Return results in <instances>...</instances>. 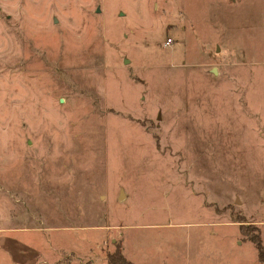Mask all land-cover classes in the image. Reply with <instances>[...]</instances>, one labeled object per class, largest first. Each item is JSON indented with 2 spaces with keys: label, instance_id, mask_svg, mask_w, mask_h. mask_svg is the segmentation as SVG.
<instances>
[{
  "label": "rangeland",
  "instance_id": "rangeland-1",
  "mask_svg": "<svg viewBox=\"0 0 264 264\" xmlns=\"http://www.w3.org/2000/svg\"><path fill=\"white\" fill-rule=\"evenodd\" d=\"M118 246L264 264V0H0V264Z\"/></svg>",
  "mask_w": 264,
  "mask_h": 264
},
{
  "label": "trees",
  "instance_id": "trees-1",
  "mask_svg": "<svg viewBox=\"0 0 264 264\" xmlns=\"http://www.w3.org/2000/svg\"><path fill=\"white\" fill-rule=\"evenodd\" d=\"M121 246H118L113 254H109L107 257L108 264H133L131 261H127L124 257Z\"/></svg>",
  "mask_w": 264,
  "mask_h": 264
},
{
  "label": "built area",
  "instance_id": "built-area-1",
  "mask_svg": "<svg viewBox=\"0 0 264 264\" xmlns=\"http://www.w3.org/2000/svg\"><path fill=\"white\" fill-rule=\"evenodd\" d=\"M170 42H171V41H168V42H167V45H170V44H171Z\"/></svg>",
  "mask_w": 264,
  "mask_h": 264
},
{
  "label": "crops",
  "instance_id": "crops-1",
  "mask_svg": "<svg viewBox=\"0 0 264 264\" xmlns=\"http://www.w3.org/2000/svg\"><path fill=\"white\" fill-rule=\"evenodd\" d=\"M124 248H125V246H124Z\"/></svg>",
  "mask_w": 264,
  "mask_h": 264
}]
</instances>
